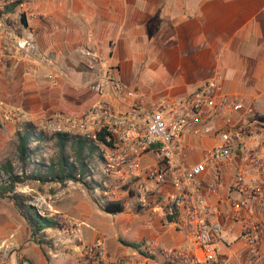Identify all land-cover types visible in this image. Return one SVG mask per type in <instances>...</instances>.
Returning a JSON list of instances; mask_svg holds the SVG:
<instances>
[{
    "label": "built area",
    "instance_id": "obj_1",
    "mask_svg": "<svg viewBox=\"0 0 264 264\" xmlns=\"http://www.w3.org/2000/svg\"><path fill=\"white\" fill-rule=\"evenodd\" d=\"M34 0H0V76L11 80L18 69L34 75L47 68V80L57 83L64 76L53 68V58L40 50L32 20L37 18ZM22 12L29 25L20 22ZM86 66L95 72L88 85L97 94L111 93L121 104L94 102L83 115L56 112L43 122L46 133H68L87 138L97 146L99 181L108 201L135 195L143 210L171 216L179 229L189 228L191 237L177 246H163L156 239L141 244L132 255L112 256L102 237L88 242L82 227L74 223L66 232L84 264H258L263 259L264 240V114L254 102L236 93H226L218 78H212L189 94L150 100L121 82L95 50L87 49ZM0 110L10 112L0 99ZM19 115L24 111L17 109ZM190 136H214L217 142L204 151L203 159L190 163ZM234 168L231 188L237 192L230 203L233 219L241 220L244 250L227 256L220 208L204 196L217 193L223 170ZM91 171L93 168L91 167ZM212 175L208 177V172ZM94 176L93 172L87 177ZM161 255L162 260L157 256Z\"/></svg>",
    "mask_w": 264,
    "mask_h": 264
},
{
    "label": "crops",
    "instance_id": "obj_2",
    "mask_svg": "<svg viewBox=\"0 0 264 264\" xmlns=\"http://www.w3.org/2000/svg\"><path fill=\"white\" fill-rule=\"evenodd\" d=\"M33 8L37 18L32 23L40 50L53 58V68L64 76L53 83L45 77L47 68L34 75L18 69L11 80L0 76V95L6 93L10 100L7 103L10 112L0 110V124L18 122L20 131L30 127L35 135L29 148L34 153L46 142L44 137L40 140L36 136L48 133L43 127L36 132L33 124H24L25 112L34 116L38 112L60 111L80 116L99 100L112 102L117 108L121 106L111 93L97 94L89 89L96 74L86 66L87 49L100 53L114 67L121 82L145 95L177 98L195 91L200 83L218 78L224 92L242 95L264 114V0H34ZM246 85L249 87L245 88ZM17 109L25 110L24 115H19ZM188 142L192 147L188 161L196 163L217 139L190 136ZM92 156L89 173L99 178L98 154ZM233 174L234 168L227 166L218 192L204 191L207 201L220 208L224 243L220 244L219 252L226 256L245 248L241 239L242 221L233 219L230 213V203L238 195L231 188ZM211 175L209 171L208 177ZM68 181L71 180L64 183ZM66 189L58 192L70 197L73 191H68L69 184ZM76 193L73 192L72 205L77 215L69 223L82 227L94 204L85 203ZM123 200L124 211L148 213L147 230L152 232L141 233L136 240L120 237L124 244L134 242L140 246L156 239L171 247L191 237L189 228L179 229L161 212L140 208L135 195ZM65 210L63 206H55L61 215ZM260 218L264 222V213ZM98 237L105 244V238L99 234L84 240L92 242ZM131 247V253L119 247L111 253L106 246L112 256L138 252V247ZM261 248L263 259L258 264H264V240ZM157 259L162 260V256Z\"/></svg>",
    "mask_w": 264,
    "mask_h": 264
},
{
    "label": "rangeland",
    "instance_id": "obj_3",
    "mask_svg": "<svg viewBox=\"0 0 264 264\" xmlns=\"http://www.w3.org/2000/svg\"><path fill=\"white\" fill-rule=\"evenodd\" d=\"M232 77V75H229ZM204 83V82H203ZM200 83L199 85H201ZM249 87L248 85L245 88ZM239 91V90H236ZM150 100H158L160 98H154L146 95ZM0 99L9 104L10 101L7 94L0 95ZM25 111V110H24ZM60 112V111H56ZM51 111L46 114L36 113L34 116L26 113L27 119L24 124L31 123L36 127V132H40L43 122L56 113ZM52 113V114H51ZM69 114V113H67ZM35 122V123H34ZM1 123V121H0ZM15 124H0V166L3 162L10 159L14 163V167L18 172H37V167L40 163L45 164L40 171L41 174L47 175V166L51 163L55 169V172H60V157L61 147L57 140L56 134L42 135L45 138V143L37 147V152L32 154L30 160L26 163L20 159L18 145L20 123L13 122ZM56 137V138H55ZM34 140H31L33 144ZM33 142V143H32ZM64 152L70 162L74 160L79 161L77 157L78 153L76 147L71 143H67L64 147ZM93 157V156H92ZM92 157L89 161H92ZM78 158V159H77ZM40 167V166H39ZM93 175H96L93 173ZM5 174L0 173V182L5 178ZM95 180L100 179L96 176L87 177L86 179L79 181H68L66 183L56 184L57 180H51L49 177L45 181L30 180L25 183H19L17 190L24 192L31 197L30 203L35 205L39 213L42 215L53 216L64 223V229L70 227L69 219L76 217V210L72 202L74 201L73 192L79 198L84 199L85 203L94 204L91 205V209L86 219V222L82 225L84 238H92L94 235H101L105 238V244L109 248L111 253H115L117 248H122L126 253L132 252V247L124 244L120 237L136 240L141 233L150 234L148 230V213L145 212H127L110 216L103 210V206L106 203V199L101 189L96 191L93 188ZM83 182H87L84 184ZM73 191L69 195L59 194L60 190ZM77 186V187H76ZM84 197H83V196ZM126 204L125 200H122ZM65 207V212L61 215L55 211V206ZM64 215V216H63ZM62 229L48 228L46 230V239L50 240L51 245H45L44 249L47 254H44L43 249L33 238L31 229L26 220L19 214L14 203L9 199L0 200V264H84L83 258L74 250L72 241L68 240L69 232Z\"/></svg>",
    "mask_w": 264,
    "mask_h": 264
},
{
    "label": "trees",
    "instance_id": "obj_4",
    "mask_svg": "<svg viewBox=\"0 0 264 264\" xmlns=\"http://www.w3.org/2000/svg\"><path fill=\"white\" fill-rule=\"evenodd\" d=\"M13 9L14 5L6 6L5 9L0 8V14L6 11H11ZM34 135L35 133L30 127H27L19 135L18 151L20 159L23 160L24 163H26L27 159L30 158L32 154H34V152L29 148V144ZM56 137L62 150L59 161L61 170L59 173L55 172L56 168L49 164L47 166L48 174H41L40 171L45 165L43 163L39 164L40 167H37V172H30L25 174V172L23 171L22 173H18L15 170L12 160L10 159L3 162L0 166V173L6 175L5 178L0 182V200L9 199L14 203L19 214L28 223L33 238L43 249L44 254H47L46 250L44 249L45 245H51L52 243L50 240L46 239V229H64V223L56 217L42 215L41 213H39L36 206L30 203V201L32 200L31 197L26 193L17 190L18 184L25 183L34 179L45 181L48 177L51 180H57L61 183H64L66 180L77 182L82 181L89 175V159L94 153L97 152V146L85 137L68 133H57ZM36 138L40 140L43 139L41 135L36 136ZM68 142L76 147V151L78 153L77 157H79V161L77 163L70 162L64 152V147ZM83 183L87 184V182ZM96 187L103 188L104 186L101 181L95 180V185H93V188L95 189ZM124 209L125 205L122 201H108L103 206L104 211L113 214L123 212ZM172 219L173 218L171 216H168L169 221H172ZM127 244L133 247H139L138 243L129 242Z\"/></svg>",
    "mask_w": 264,
    "mask_h": 264
},
{
    "label": "water",
    "instance_id": "obj_5",
    "mask_svg": "<svg viewBox=\"0 0 264 264\" xmlns=\"http://www.w3.org/2000/svg\"><path fill=\"white\" fill-rule=\"evenodd\" d=\"M20 22L24 27H28L29 22L27 18V14L25 12H22L20 15ZM107 212V211H106ZM110 213V212H109Z\"/></svg>",
    "mask_w": 264,
    "mask_h": 264
}]
</instances>
